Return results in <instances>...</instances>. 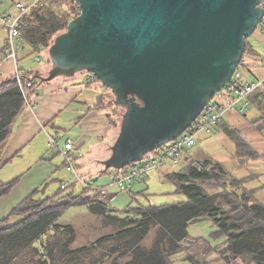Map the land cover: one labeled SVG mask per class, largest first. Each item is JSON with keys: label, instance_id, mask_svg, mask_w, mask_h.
<instances>
[{"label": "water", "instance_id": "95a60500", "mask_svg": "<svg viewBox=\"0 0 264 264\" xmlns=\"http://www.w3.org/2000/svg\"><path fill=\"white\" fill-rule=\"evenodd\" d=\"M47 81L94 75L125 109L105 169L177 140L234 79L264 0H77Z\"/></svg>", "mask_w": 264, "mask_h": 264}, {"label": "trees", "instance_id": "16d2710c", "mask_svg": "<svg viewBox=\"0 0 264 264\" xmlns=\"http://www.w3.org/2000/svg\"><path fill=\"white\" fill-rule=\"evenodd\" d=\"M78 8L76 0H49L43 9L33 10L31 16L29 15L30 24L24 30V40L33 46L32 50L39 47L49 52L54 37L66 31L68 23L79 15L76 13ZM260 57V53L248 39L246 52L238 70L245 69V72L255 76V73L248 69L247 62L255 60L263 65L264 59ZM50 64L52 66L51 58ZM48 75L41 76L39 73L32 72L22 75L25 93L30 100L35 96L39 84L51 82L46 80ZM235 77L233 80L241 83ZM96 82L100 83L98 80ZM28 84L31 86L28 87ZM101 87L105 88L103 85ZM249 101L252 108H262L264 87L256 89L249 96ZM104 104L103 99L100 98L96 109H100ZM114 105H108L107 108L110 110V116L113 119L115 117L113 124L117 127V112ZM26 106L16 79L0 86V166L3 161L4 147L13 132V125L20 113L27 109ZM258 120L253 127L255 133L258 132L264 138V116ZM261 143L264 149V142ZM241 144L238 142L236 148H241ZM261 156L264 158L263 155ZM262 160L260 159L258 164L263 169ZM63 166L65 169V163ZM135 166L137 165L105 169L102 173L127 174ZM84 176L93 179L88 175ZM257 176L259 177L260 174H256ZM171 179L176 184L178 193L187 198L185 202L163 206H137L124 211L114 209L118 213H133L139 216L132 219L130 223L119 220L118 237L131 238V253L127 256V264H170V256L179 251L183 243L190 238V225L204 218L210 219L217 227L213 236L227 238L225 249L219 252L227 264H231L237 258L249 264H264V205L244 188L242 180L233 177L221 162L213 160L196 162L188 166L185 172L173 174ZM17 183L18 179L8 184H0V198L7 195ZM59 183L61 184L60 181ZM234 185L241 186L242 193L229 189V186L234 188ZM71 186V183L64 189L59 186L56 195L44 199L36 195L30 196L12 212L10 218L17 216L21 219L10 226H6L9 224V218L0 220V264H12L15 257L18 258L23 254L49 228L57 229L56 221L70 207L86 205L93 214L103 216L113 212L109 204L99 195L93 196L84 188L78 195L72 191L67 192L71 190ZM207 187H220L224 192L210 194ZM156 225L161 227L160 240L152 250L145 251L140 244L146 239L152 226ZM42 263L48 264L47 261ZM115 264L120 263L117 260Z\"/></svg>", "mask_w": 264, "mask_h": 264}, {"label": "crops", "instance_id": "0c3cea01", "mask_svg": "<svg viewBox=\"0 0 264 264\" xmlns=\"http://www.w3.org/2000/svg\"><path fill=\"white\" fill-rule=\"evenodd\" d=\"M31 1L0 0V18L6 14L16 13L17 3L27 5ZM7 40L8 31L0 20V86L15 80L18 74L22 76L32 72L45 76L44 74L51 68L50 55L47 49L38 50L42 53L39 54L37 52L38 47L32 50L31 47L33 46L26 42L23 37L21 41L22 51L18 62L4 61ZM250 41L260 53V58L264 59V34L260 29L250 38ZM38 56H40V61L37 60ZM263 65L259 61L249 60L247 67L255 73V76L247 72L251 79L241 80L243 79L241 76L240 81L246 83L257 78H263ZM103 94V88L90 83L89 74L85 72L71 78L60 77L49 83L38 85L35 96L31 99L36 105L35 110L31 112L26 109L20 113L13 125L12 135L4 147L3 161L0 166V184H8L16 179H18V183L7 195L0 198V220L9 218V223L14 224L21 217L10 218V215L24 200L32 195H36L40 199L56 195L58 188L56 190L53 188L55 178H59L61 184L72 180L69 176L67 178L61 176L62 173H65L64 160L58 149L51 146L50 143L53 138L59 140L60 148L65 143L71 142L76 149L84 151L83 154L85 153V155L78 164V170L81 173L83 169H86L90 173L88 174L89 177H93L92 174H94L95 178L93 177V179H95L96 184L98 186L103 185L102 187L106 188L109 193L111 184L107 185L108 177L101 178L99 181L98 179L104 175L102 172L105 171V166L102 163L110 157L111 148L118 137L119 130L113 124L115 117L113 119L110 116V110L107 108L108 103L104 102L105 104L100 109H96V105L100 103ZM243 116L246 118V115L231 111L219 126H242L245 130L247 128V134L256 136L251 125L248 124V127L242 125ZM261 142H264V138ZM261 144L259 147L262 148L263 143ZM205 156L203 154L201 158L204 159ZM212 157L216 158L215 155H212L205 159H213ZM194 159L193 156H183L180 164L183 166V172L188 166L197 162H193ZM167 168H172V166L165 165L157 170L162 171V173H152L147 175L143 182L134 184L139 187V195L136 197L134 195L133 200L140 202L139 206L150 207L142 204H147V199L153 196V192L147 184V178L149 180L154 178L159 183L161 176L164 175L165 178L172 181L173 174L178 173H172ZM106 175L110 178L109 174ZM71 184V191H73L72 189L77 184ZM142 186H146L145 189H142ZM166 194L168 193L166 192ZM116 195L118 194H110L112 199ZM184 201L185 198L181 202Z\"/></svg>", "mask_w": 264, "mask_h": 264}, {"label": "rangeland", "instance_id": "374dc122", "mask_svg": "<svg viewBox=\"0 0 264 264\" xmlns=\"http://www.w3.org/2000/svg\"><path fill=\"white\" fill-rule=\"evenodd\" d=\"M76 13L80 14V8H78V12L76 11ZM64 32L58 33L54 39ZM50 70L51 68L44 75L47 76ZM241 76L243 77L241 80L251 79L250 75L243 69H239L236 72V80H240ZM94 86H99L100 88L102 84L95 82ZM103 93L102 99L104 102L108 103V105L115 104V96L110 89L103 88ZM114 107L117 112L118 121L116 128L120 131L125 109L116 104ZM263 116L264 106L260 109H255L251 106V110L246 114V118L243 116L242 125L248 127L249 124L255 127L257 120H260ZM218 126L210 133L203 132L197 136L195 146L183 155L187 157L193 156L195 158L193 162L204 160L221 162L232 176L242 180L244 188L249 193L251 192L264 205V168H260L258 164V161L263 158L261 155L264 156V149L259 147V145H262L261 140L263 138L258 132L256 136L247 134V128L245 130L242 126ZM254 127L253 132H255ZM238 142L242 143L241 148H236ZM95 148L97 150V147ZM95 153H98V151H95ZM203 154L206 155L204 159L201 158ZM84 155L85 153L81 160L84 158ZM212 155H215L216 158L205 159L207 156ZM249 161L250 163H248ZM262 163L264 164V158ZM180 164L178 166L169 165L172 168L167 169L172 173L180 172L183 170V166ZM263 164L262 166L264 167ZM64 171L65 173L61 175L63 178H67V176L71 177L70 173L65 169ZM82 173L86 176L90 174L86 169H83L80 174L82 175ZM152 173H162V171H152L148 175ZM256 174H260V176L256 177ZM84 175L82 176L85 177ZM92 176L94 177V174ZM105 177H108L109 180L107 185L110 184L111 180L106 174L102 175L98 181ZM160 179L158 183L154 178L150 180L147 178V184L152 190L153 196L147 199V204H142L147 206L168 205L180 203L184 200L185 196L178 193L176 184L173 181L165 178L164 175ZM59 180V178H55L53 186L55 190L59 189ZM72 182H76V180L73 179ZM102 186L101 184L99 185V187ZM112 187H110L109 193L112 195L117 193L118 195L106 202L109 203L113 212L103 216L93 214L86 205L68 208L56 221L58 228H49L23 254L18 258L15 257L12 264H43V261H47L48 264H115L117 260L120 264H127V256L131 253V238L124 239L123 237H118L119 220L130 223L132 219L139 216L133 213H118L114 209L124 211L127 208L139 206L141 203L133 200L134 195L135 197L139 195V187L136 184L134 187L132 186V189L124 193H120L117 187ZM142 187V189H145L146 186ZM217 188L207 187V190L210 194L214 195L224 192L223 188ZM229 189L242 193L241 186L234 185V188L229 186ZM72 190L73 193L78 195L83 191V186L77 184ZM70 191L68 190L67 192ZM186 200L187 198H185ZM10 225L12 224L9 223L6 226ZM216 231L217 227L210 219L204 218L199 222H193L189 227L190 238L186 243H183L179 251L170 256V264H227L219 254L221 250L225 249L227 238L224 236H213ZM160 234L161 227L158 225L152 226L148 236L140 244L143 250H152L160 240ZM231 264L249 263L241 258H237Z\"/></svg>", "mask_w": 264, "mask_h": 264}, {"label": "built area", "instance_id": "2783aa9c", "mask_svg": "<svg viewBox=\"0 0 264 264\" xmlns=\"http://www.w3.org/2000/svg\"><path fill=\"white\" fill-rule=\"evenodd\" d=\"M49 0H32L29 4L17 3V12L14 14L3 15L0 20L4 28L8 31V40L6 55L4 61L11 60L18 62L19 55L22 51L21 41L23 33L28 26V17L31 12L37 9H43ZM77 2V0H76ZM264 34V20L259 28ZM40 48H37V51ZM40 61V56L37 58ZM16 80L22 90L26 108L33 112L36 105L31 101L25 93V86L21 75H17ZM90 83H95L97 78L89 74ZM31 84H28V87ZM264 87V78L249 83L232 81L221 93H219L213 101L204 109L198 120L177 140L170 142L161 149L148 154L143 161L136 163L134 168H131L127 174L118 172L110 173L111 185L118 188L119 192L124 193L132 189L136 182L143 181L152 171H157L165 165L178 166L181 163L183 154L195 146L196 138L203 132L210 133L222 123L226 115L231 112H237L241 115H246L251 110L249 96L258 88ZM59 140L53 138L51 146L58 149L65 163V170L70 173L72 180L75 179V184H80L84 189L88 190L91 195H99L103 201H108L111 198L106 188L99 187L92 178L83 177L77 169L79 160L83 157V153L76 149L73 143L67 142L62 148L58 145ZM71 180V181H72ZM62 183L64 189L71 183Z\"/></svg>", "mask_w": 264, "mask_h": 264}]
</instances>
